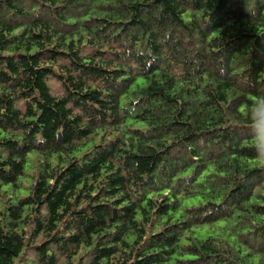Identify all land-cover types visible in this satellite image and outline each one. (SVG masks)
I'll return each mask as SVG.
<instances>
[{"label":"trees","instance_id":"obj_1","mask_svg":"<svg viewBox=\"0 0 264 264\" xmlns=\"http://www.w3.org/2000/svg\"><path fill=\"white\" fill-rule=\"evenodd\" d=\"M261 161L264 0H0V264H264Z\"/></svg>","mask_w":264,"mask_h":264},{"label":"rangeland","instance_id":"obj_2","mask_svg":"<svg viewBox=\"0 0 264 264\" xmlns=\"http://www.w3.org/2000/svg\"><path fill=\"white\" fill-rule=\"evenodd\" d=\"M48 84L54 93H59V91H60L59 84L55 79L49 78ZM191 202H192V200H190V199L185 200V204H191Z\"/></svg>","mask_w":264,"mask_h":264},{"label":"clouds","instance_id":"obj_3","mask_svg":"<svg viewBox=\"0 0 264 264\" xmlns=\"http://www.w3.org/2000/svg\"><path fill=\"white\" fill-rule=\"evenodd\" d=\"M261 166H264V161H261Z\"/></svg>","mask_w":264,"mask_h":264}]
</instances>
